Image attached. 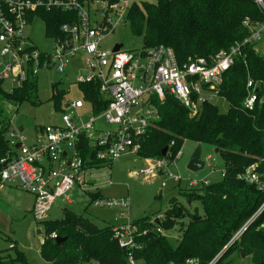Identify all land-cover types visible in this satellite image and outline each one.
<instances>
[{"label":"trees","instance_id":"16d2710c","mask_svg":"<svg viewBox=\"0 0 264 264\" xmlns=\"http://www.w3.org/2000/svg\"><path fill=\"white\" fill-rule=\"evenodd\" d=\"M40 16L47 37H61L60 26L76 18V14L56 10L44 11ZM246 19L252 25L264 24V12L253 0H157L133 4L126 24H130L133 35L143 40V49L165 45L174 50L180 61H185L193 56L209 59L243 43L251 37ZM258 43L243 45L242 54L223 76L219 97L229 102L225 114L214 103L203 105L200 112L192 115L171 96L162 100L157 96L150 98L158 115L138 139L140 158L165 157L173 161L183 143L193 141L216 148L225 170L220 183L196 189L177 186L189 203L199 199L203 213L199 208L188 212L173 199L164 218L157 214L155 219L150 215L134 220L140 233L136 238L138 247L131 255L139 262L187 264L193 259L199 264H210L216 258V264H240L249 258L252 264H264V211L256 217L264 204V189L239 178L255 166L264 183V53L256 50ZM248 81L254 84L253 88L248 89ZM99 86V81L77 84L82 99L94 106L96 115L109 105ZM53 88L55 110L59 111L68 90L58 85ZM248 90L258 99L252 109L244 105ZM37 91L36 77L29 78L11 94L0 84V163L12 149L7 133L13 127V112H18L23 102L34 104ZM8 105L15 107L12 112ZM78 144L84 168L103 165L96 161L97 151L87 136H82ZM165 147L169 150L163 157ZM101 197L100 193L90 195L92 200ZM63 216L62 220L39 223L46 232L40 247L43 260L50 264H128L130 252L117 245L114 225L99 228L90 219L66 208ZM184 218L188 222L179 224V242L174 247L167 232ZM53 235L56 237L52 238ZM58 237L65 241L58 243ZM14 248L15 258L3 257L0 251V264H33L24 252L15 245Z\"/></svg>","mask_w":264,"mask_h":264},{"label":"built area","instance_id":"2783aa9c","mask_svg":"<svg viewBox=\"0 0 264 264\" xmlns=\"http://www.w3.org/2000/svg\"><path fill=\"white\" fill-rule=\"evenodd\" d=\"M253 1L264 12V0ZM131 6L129 0H0V84L4 91L10 94L18 91L29 78H38L43 70L54 69L63 74L73 61L80 60L87 75L79 76L76 83L99 81L101 95L109 103L96 115L94 106L83 99L63 100L62 110H55L60 113L61 124L37 127L36 139L30 145L20 128L12 127L8 131L12 149L0 163V190L7 184L18 183L21 190L35 198L32 217L37 221L46 218L57 199L70 205L71 192L88 186L86 173L97 167L84 168L78 144L82 136L91 141L97 151L96 161L103 165L126 154H137L138 139L145 135L158 115L149 102L152 96L159 100L171 96L192 115L197 114L203 105L219 98L223 76L242 54L240 48L263 38L264 24L252 25L246 19L244 23L249 26L251 37L209 59L193 56L180 61L174 50L165 45L134 52L123 48L117 52L103 50L104 38L118 23L126 24ZM52 10L76 14V18L60 26L61 37H47L45 33L46 38L53 41V48L47 53L37 49L26 30L34 21L42 22V12ZM247 84L248 89L254 87L251 81ZM257 100L253 91L248 90L244 105L252 109ZM86 110L88 115L82 116ZM101 122L108 123L112 129L103 128ZM180 155L181 150L173 156V161ZM210 160L207 158L208 162ZM173 161L165 157L151 159L140 174L149 181L164 173ZM168 176L176 185L182 183L181 178ZM239 178L264 189L255 166L246 169ZM187 183L189 189L211 184L205 180H188ZM92 203L96 208L119 210L120 216L131 204L128 198L103 196ZM259 210L256 217L264 211V204ZM112 231L117 245L130 252L128 264H139L131 255L138 247L139 225L128 215L127 220L114 225ZM242 233L243 230L235 239ZM217 260L210 264H216ZM187 264H199V261L191 259Z\"/></svg>","mask_w":264,"mask_h":264},{"label":"rangeland","instance_id":"374dc122","mask_svg":"<svg viewBox=\"0 0 264 264\" xmlns=\"http://www.w3.org/2000/svg\"><path fill=\"white\" fill-rule=\"evenodd\" d=\"M143 2L156 3L157 0H129V4L141 5ZM257 24V23H256ZM264 31V30H263ZM26 35L34 43L38 50L47 52L53 48L51 38L45 36V26L39 20L34 21L26 30ZM262 40L258 43L256 50L264 53V32ZM116 44H121L124 51H139L143 48V40L133 35L130 24L118 23V25L104 38L101 48L111 51ZM87 75L83 63L73 61L66 71L58 73L54 69L43 70L37 78V99L35 103L23 102L20 104L18 112H13L12 125L18 129L24 126L23 134L28 139L30 145L36 139V127L52 124H61L60 113L55 111L54 105V86L67 89V97L71 100L81 99L82 95L77 88V78ZM214 105L219 112L225 114L229 110V102L222 98H216ZM9 112L12 109L8 108ZM88 115V112L86 113ZM105 129H112L106 122L100 124ZM197 146L202 148L201 160L205 165L203 170L193 173L188 169V163L195 153ZM207 158H211L208 162ZM142 159L137 154H126L122 158L111 164L101 165L100 169H90L86 173L87 187H78L71 192L72 204L68 205L64 200L57 199L54 206L46 214L44 220H35L32 217L36 201L35 198L19 189L17 184H8L0 190V251L3 257L10 256L15 258L16 248L24 252L33 264H50L43 260L40 254L41 243L44 239L45 229L40 222L45 220L54 221L63 219V210H72L78 215H83L90 219L99 228L125 222L127 216L131 221L145 218L151 215L153 219L164 218L165 211L170 207V202L176 199L184 205L188 212L199 208L201 213L200 201L196 200L189 203L179 191L176 185L168 176L181 178L180 188L188 187V180L210 181V183L222 182V173L225 170L224 160L221 154L216 152V148L208 144H198L193 141H185L181 147V155L173 162L168 164L164 173L157 174L154 178L146 181L142 171L146 169L148 161ZM165 184V187L162 185ZM98 190V191H97ZM101 193L106 198L121 199L128 198L130 207L123 216L119 210L108 208H96L90 195ZM187 223L188 218L178 221L172 230L167 232L169 243L174 247L178 246L179 234L178 227L181 223ZM40 230V234L38 231ZM54 236V235H53ZM139 264H144L140 262ZM240 264H252L249 258L241 260Z\"/></svg>","mask_w":264,"mask_h":264},{"label":"water","instance_id":"95a60500","mask_svg":"<svg viewBox=\"0 0 264 264\" xmlns=\"http://www.w3.org/2000/svg\"><path fill=\"white\" fill-rule=\"evenodd\" d=\"M120 48H122L121 44H116L113 48V51L117 52ZM23 130V126H20L19 131ZM168 148L165 147L164 151L162 153V156H166L167 152H168ZM217 152V150H216ZM201 154H202V148L200 146H197L195 153L193 154V156L191 157L189 163H188V169L189 171L196 173L197 171L203 170L205 168L204 162L201 160ZM38 233L40 234V230L38 231ZM65 241V239H61V238H57V242H63Z\"/></svg>","mask_w":264,"mask_h":264},{"label":"crops","instance_id":"0c3cea01","mask_svg":"<svg viewBox=\"0 0 264 264\" xmlns=\"http://www.w3.org/2000/svg\"><path fill=\"white\" fill-rule=\"evenodd\" d=\"M68 94V93H67ZM68 97L66 96V99H67ZM69 99V98H68ZM82 99V98H81ZM88 111L86 110L84 113H83V115L82 116H84L86 113H87ZM24 126H23V130L22 131H24ZM149 162V161H148ZM148 165V164H147ZM8 185V184H7ZM19 187V186H18ZM19 189H20V187H19ZM100 195H101V193H100ZM103 196V195H102ZM104 197V196H103ZM131 220V219H130ZM113 225H116V224H113Z\"/></svg>","mask_w":264,"mask_h":264}]
</instances>
